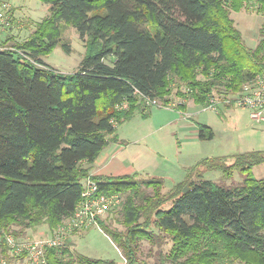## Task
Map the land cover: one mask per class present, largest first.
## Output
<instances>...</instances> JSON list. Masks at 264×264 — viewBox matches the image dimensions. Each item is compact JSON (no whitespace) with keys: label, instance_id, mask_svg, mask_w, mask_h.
I'll list each match as a JSON object with an SVG mask.
<instances>
[{"label":"trees","instance_id":"1","mask_svg":"<svg viewBox=\"0 0 264 264\" xmlns=\"http://www.w3.org/2000/svg\"><path fill=\"white\" fill-rule=\"evenodd\" d=\"M43 1L49 4L47 16L13 44L47 67L0 50V229L18 239L56 229L73 216L91 177L99 193L125 195V229L103 217L98 222L127 264H143L141 241L161 245L166 238L173 243L164 261L175 264H264V178L253 172L264 163V151L238 153L229 164L222 157L206 158L198 172L167 192L163 177L91 173L106 146L122 142L118 126L138 109L149 115L144 95L169 103L178 82L177 94L204 106L210 95L237 92L263 72L264 34L249 47L230 13L245 1L264 13V0ZM65 25L75 27L86 47L70 73L44 60ZM62 46L71 52L69 44ZM198 126L199 138L214 137L210 125ZM208 169L228 178L237 170L243 180L221 185L204 178ZM4 256L7 264L16 258L7 247ZM47 258L49 264H117L69 245L61 254L48 249Z\"/></svg>","mask_w":264,"mask_h":264},{"label":"rangeland","instance_id":"2","mask_svg":"<svg viewBox=\"0 0 264 264\" xmlns=\"http://www.w3.org/2000/svg\"><path fill=\"white\" fill-rule=\"evenodd\" d=\"M8 1L15 14L14 27L10 32L12 44L15 40L27 38L36 29L38 23L49 13V4L43 0ZM230 17L242 32L246 44L255 48L264 34V13L257 10L256 3L245 1L240 11L231 10ZM63 43L70 45V53L64 50ZM85 52L84 39L80 38L74 26L65 25L61 41L44 58L52 67L70 73L77 70ZM106 61L111 62V59ZM177 85L178 82L170 96V102L175 103L174 107L146 105V110L150 111L148 116H144L141 109H138L132 118L117 128L119 138L131 143V155L144 163L145 170L140 177H163V190L167 192L193 171L198 172L201 161L206 158L222 157L229 164L238 153L264 151V123L254 124L249 110L239 106L204 109L188 95L177 94ZM179 97L183 101L181 104H178ZM182 104L184 108L178 107ZM199 123L210 125L214 137L199 138ZM253 172L255 177L264 178V163L255 165ZM203 176L225 186L237 185L243 180L242 174L237 170L230 178L225 177L221 170L210 169L204 170ZM150 191L152 190L149 189ZM124 198L125 195H121L122 201ZM170 204L169 202L167 206ZM103 220L112 227L124 230L122 204L110 210ZM32 236L35 235L27 234L20 238ZM70 240L72 243L67 242V245L74 252L95 259L112 260L117 264H127L121 250L100 226L74 231ZM172 243L169 238L161 245L148 240L141 241L138 253L140 261L143 264H175L170 260L164 261V255L170 252ZM233 264L245 263L236 261Z\"/></svg>","mask_w":264,"mask_h":264},{"label":"built area","instance_id":"3","mask_svg":"<svg viewBox=\"0 0 264 264\" xmlns=\"http://www.w3.org/2000/svg\"><path fill=\"white\" fill-rule=\"evenodd\" d=\"M15 14L12 5L8 0H0V50H12L31 63L39 67H47L40 63L28 52L18 48L9 41L3 42L10 35L14 27ZM189 88L185 93H189ZM143 96V95H142ZM147 106L174 107V102L164 103L162 99L152 98L144 95ZM178 104L182 98L179 97ZM239 106L249 110L250 118L254 124L264 123V71L257 73L246 81L242 88L237 92L214 93L209 96L207 105L204 109L211 107L218 109L220 106ZM123 106H127L124 103ZM119 194L99 193V183L97 180L88 177L82 191V200L78 204L75 213L69 219L54 230H44L35 236L25 239H18L12 232L0 229V264H7L4 256V248L7 247L13 258L10 264H49L47 251L50 248H57L59 254L67 246L74 231L89 229L91 226H99L98 219L107 215L109 210L121 204ZM23 253H25L24 256ZM14 261V263H13Z\"/></svg>","mask_w":264,"mask_h":264},{"label":"crops","instance_id":"4","mask_svg":"<svg viewBox=\"0 0 264 264\" xmlns=\"http://www.w3.org/2000/svg\"><path fill=\"white\" fill-rule=\"evenodd\" d=\"M120 140L122 141L123 139L120 138ZM130 145L131 143L126 140H123L122 142L111 141L96 159L93 168L91 169V173L97 176L136 173L138 177H140L141 172L145 170V166L144 163L139 162L135 156L131 155L129 150ZM153 158L155 159L156 157L154 156ZM160 167L161 166H159V168ZM44 230V228L39 229L34 235H37Z\"/></svg>","mask_w":264,"mask_h":264},{"label":"water","instance_id":"5","mask_svg":"<svg viewBox=\"0 0 264 264\" xmlns=\"http://www.w3.org/2000/svg\"><path fill=\"white\" fill-rule=\"evenodd\" d=\"M189 188H190V184H187V185L185 186V188H184V191H185V192L188 191Z\"/></svg>","mask_w":264,"mask_h":264},{"label":"bare ground","instance_id":"6","mask_svg":"<svg viewBox=\"0 0 264 264\" xmlns=\"http://www.w3.org/2000/svg\"><path fill=\"white\" fill-rule=\"evenodd\" d=\"M223 106H225V105H223ZM228 107V106H227Z\"/></svg>","mask_w":264,"mask_h":264}]
</instances>
